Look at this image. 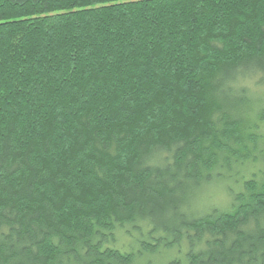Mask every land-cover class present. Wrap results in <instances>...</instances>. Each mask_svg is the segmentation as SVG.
<instances>
[{"label": "trees", "instance_id": "16d2710c", "mask_svg": "<svg viewBox=\"0 0 264 264\" xmlns=\"http://www.w3.org/2000/svg\"><path fill=\"white\" fill-rule=\"evenodd\" d=\"M262 89L264 0H0V264H264Z\"/></svg>", "mask_w": 264, "mask_h": 264}, {"label": "rangeland", "instance_id": "374dc122", "mask_svg": "<svg viewBox=\"0 0 264 264\" xmlns=\"http://www.w3.org/2000/svg\"><path fill=\"white\" fill-rule=\"evenodd\" d=\"M259 92H261V97L259 99L260 102L258 103L257 106H255V107H257V113H258L257 118H256V119H258V120H256L257 121L256 124L258 127L254 129V133L257 134L258 145H259V148L261 149L264 146V140L262 137V136H264V89H262ZM258 164H259V167L262 168L263 163L259 162ZM211 197H213V196H211ZM224 198H225V196L219 195L217 197V199L215 198L213 200H214V203L218 202L220 204L222 201L224 202V200H225Z\"/></svg>", "mask_w": 264, "mask_h": 264}]
</instances>
